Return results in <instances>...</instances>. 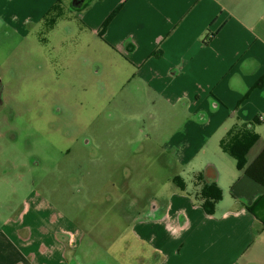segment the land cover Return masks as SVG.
<instances>
[{
	"label": "crops",
	"instance_id": "0c3cea01",
	"mask_svg": "<svg viewBox=\"0 0 264 264\" xmlns=\"http://www.w3.org/2000/svg\"><path fill=\"white\" fill-rule=\"evenodd\" d=\"M57 1L0 0V26L27 39L47 20L57 17L51 35L76 20L104 73H125L111 86L140 93L126 96L136 112L120 102L142 124L129 143L142 139L137 152L155 151L160 166L176 169L162 198L132 220L128 256L110 264H264V187L245 175L264 150V0H60L50 11ZM247 133L255 141L239 163L223 146ZM205 183L222 194L213 215L198 201ZM12 229L14 240L0 235V264H83L63 225L35 239L18 240L34 227Z\"/></svg>",
	"mask_w": 264,
	"mask_h": 264
},
{
	"label": "rangeland",
	"instance_id": "374dc122",
	"mask_svg": "<svg viewBox=\"0 0 264 264\" xmlns=\"http://www.w3.org/2000/svg\"><path fill=\"white\" fill-rule=\"evenodd\" d=\"M78 25L53 35L43 26L32 39L0 26V235L14 240L10 226H29L18 240L35 239L47 224L63 225L83 264H110L128 256L132 220L162 198L176 169L160 166L155 151L137 152L142 139L129 143L142 124L123 107L136 112L126 96L140 93L111 86L125 73H104Z\"/></svg>",
	"mask_w": 264,
	"mask_h": 264
},
{
	"label": "trees",
	"instance_id": "16d2710c",
	"mask_svg": "<svg viewBox=\"0 0 264 264\" xmlns=\"http://www.w3.org/2000/svg\"><path fill=\"white\" fill-rule=\"evenodd\" d=\"M60 3V0L52 7L50 11L55 12L56 5ZM49 11V13H50ZM115 13H113L102 25L99 34L101 35L106 29L108 23L111 21ZM56 18L47 20V29L51 28ZM242 143H236V139L233 140L234 144L232 146L224 145V149H226L232 156H234L239 163L242 162L244 155L249 148L250 144L255 141V138L247 133ZM245 175L248 176L253 181L257 182L261 186L264 187V150L262 153L254 160V162L247 167L245 170ZM174 184L179 188H183L184 185L179 181V179H174ZM222 199V194L220 189L215 185V183H205L199 193V202L201 203V207L207 215H213L215 206Z\"/></svg>",
	"mask_w": 264,
	"mask_h": 264
}]
</instances>
